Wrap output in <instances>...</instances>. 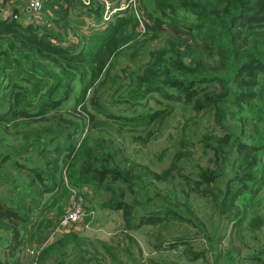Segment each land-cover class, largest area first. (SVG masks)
Wrapping results in <instances>:
<instances>
[{"label":"trees","instance_id":"trees-1","mask_svg":"<svg viewBox=\"0 0 264 264\" xmlns=\"http://www.w3.org/2000/svg\"><path fill=\"white\" fill-rule=\"evenodd\" d=\"M87 1L42 0L49 27L22 25L17 10L0 17V184L9 185L0 195V264H19L23 245L45 228L44 220L29 226L30 213L40 187L48 193L54 185L68 205L81 195L86 226L87 200L102 192L100 209L118 212L126 229L181 225L166 249L182 248L189 262L211 252L214 264H264V206L256 198L264 186V0H105L127 6L103 29V1ZM89 24L96 31L85 40ZM123 57L138 60L117 69ZM174 105L211 120L219 134L211 126L184 136L183 127L158 173L116 147L120 138L145 145ZM155 183L166 186L162 196L144 194ZM189 199L210 205L225 229L232 223L238 249L217 250L214 229L195 221ZM77 232L42 245L33 264L57 260ZM191 240L207 246L193 251Z\"/></svg>","mask_w":264,"mask_h":264},{"label":"rangeland","instance_id":"rangeland-1","mask_svg":"<svg viewBox=\"0 0 264 264\" xmlns=\"http://www.w3.org/2000/svg\"><path fill=\"white\" fill-rule=\"evenodd\" d=\"M79 1H81L82 4H86V0ZM145 1L149 2L150 0ZM41 14L50 16L47 11ZM0 16H2V14H0ZM7 17L8 16H6L5 19ZM106 22H110V20H106V17H103L101 21H99L101 29L105 27ZM37 27H41V25L37 24ZM79 27L83 26L79 24ZM88 28L94 29L92 24H89ZM88 28H86V30L81 29V33L84 34L85 40L92 34H88V32L96 31V29L90 30ZM137 60L138 59H134L130 62L125 57L119 58L116 68L120 69L125 65L133 67L134 62ZM114 88L115 86H112V90ZM164 105V103H160L155 109H162ZM148 106L152 107L155 105L150 101ZM172 108V113L167 117L165 122L162 123L159 130L154 134V137L145 145L134 144L127 138H120V142L117 141L116 147L127 159L148 168L150 171L158 173L167 166L170 158L178 149L176 142L180 140L178 137L182 134L183 127L185 128L183 132L184 136H190L194 131L200 133L209 131L211 126L212 131L219 134L218 129L213 126L211 120L209 123L206 119L200 118V116L193 117L192 114L178 105H174ZM136 110L139 109L137 108ZM123 114L129 115L131 112L128 111ZM14 131L13 129H9L8 134L11 135ZM11 144L12 147H16L14 143ZM191 151L193 152L192 157L195 162H201L200 156L202 155L200 150L193 148ZM24 158L25 157L20 158V164H23ZM8 171L13 177L14 171L11 169H8ZM165 187V185L155 183L150 186L144 194L148 196H162ZM263 187L256 196V198L260 199V208L264 206ZM60 188L61 185H54V191L51 190V192L43 193V191L47 189L40 187L42 194L37 198L36 205L30 213L29 226L35 228L39 220H44L45 228L34 230V232H36L35 240L23 245L22 252L16 255L19 264H33L31 255L29 254L30 251L35 254L37 253L36 250L42 245L51 244L57 240H61V238L63 239V236L56 232V223L59 217L57 214L58 210L63 212L67 209L69 199L68 197H63L62 192L59 190ZM8 189L9 185L0 184V195L6 198ZM107 199L108 197L105 193L99 192L97 196L87 200L88 204L86 203V207H90L93 210V212H88L90 222L87 221V226L78 231L72 238L68 236L69 239L66 240V245L64 246L65 252L64 248L59 251L58 254L60 255L57 257V260L53 261L54 256L51 255L44 264H79V260L75 262L78 257L83 261H87V264H132L134 260L139 261L138 264H146V261L149 259L160 261L162 264H214L211 252H206L204 262H189L181 256L182 248H178V251L166 249L167 246L179 236V232L182 229L181 225L174 223L167 224L166 227L169 229V232H163L158 226H141L135 229H126L118 212L100 209L99 206L101 202ZM189 201L190 209L196 215L195 221L202 224L207 231H210L212 228L214 229L215 234L213 239L219 240L217 244V250L219 252L223 253L224 250L233 252L238 249L236 240L232 237L235 229L231 225L232 223H228L225 229V223H217V216L210 205L202 201H191V199H189ZM192 232L191 230L190 235ZM189 245L193 251L205 249L207 246L202 240H191ZM102 247L109 248L111 253L109 255H102ZM157 251L159 253L155 254Z\"/></svg>","mask_w":264,"mask_h":264},{"label":"built area","instance_id":"built-area-1","mask_svg":"<svg viewBox=\"0 0 264 264\" xmlns=\"http://www.w3.org/2000/svg\"><path fill=\"white\" fill-rule=\"evenodd\" d=\"M42 0H0V16L4 18L6 16L12 18V14L14 10H17L19 16L25 14L22 19V25H36L40 24L45 25V27H49L47 24V20H44V16L40 12ZM104 3V12L103 17H106V20H113V13L122 11L126 8V4L120 2L117 8H111V5L102 0ZM80 3H82L80 1ZM88 1L86 0V4ZM83 4V5H86ZM17 13V12H14ZM86 213L82 208V197L81 195L72 194L70 204L67 206V209L63 213V215L58 219L56 225V232L59 234L68 232L70 229H74L75 231H80L82 228L86 227L84 223V218L86 217ZM31 256L34 255L32 251L29 252Z\"/></svg>","mask_w":264,"mask_h":264}]
</instances>
